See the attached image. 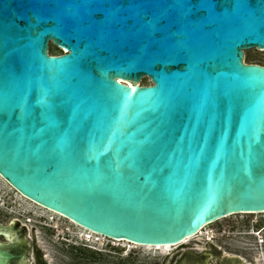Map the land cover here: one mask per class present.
<instances>
[{"label":"water","instance_id":"1","mask_svg":"<svg viewBox=\"0 0 264 264\" xmlns=\"http://www.w3.org/2000/svg\"><path fill=\"white\" fill-rule=\"evenodd\" d=\"M252 49L264 50V0H0V177L140 246L263 214L264 66L245 62ZM17 259L30 252L0 244V264Z\"/></svg>","mask_w":264,"mask_h":264},{"label":"rangeland","instance_id":"2","mask_svg":"<svg viewBox=\"0 0 264 264\" xmlns=\"http://www.w3.org/2000/svg\"><path fill=\"white\" fill-rule=\"evenodd\" d=\"M49 52L55 56L64 53L53 44L50 45ZM245 62L264 66V50L252 49L245 51ZM140 85L149 86L151 81L145 78ZM11 189L12 187L0 177V203L4 204L0 207V226L13 228L12 232L17 234L19 240H21L19 234L22 233H24L23 238L28 239L27 236L31 235L35 227L36 237H40L43 245L41 246L37 238V246L45 257L49 256L48 264H179V261L184 259L183 254L187 251L183 247L206 249L209 243L223 247L222 249L227 250L230 256L238 255L239 257L241 255L252 259L255 256L259 258L257 254L262 252L260 245L264 246V243H262L264 241V213L240 214L220 220L206 227L204 234L200 236L202 240L198 238L185 245L178 246L166 255L162 254L161 250L138 247L127 242H114L106 237L94 235L52 212L47 211L45 213L44 209H40L34 203L32 211L25 214L23 211L27 210L26 204L19 201L17 198L19 193ZM27 202L32 204L30 201ZM27 218L32 219V222H28ZM44 224L58 226L59 228L56 229L57 236L54 237L52 230L44 228ZM23 225H26L27 228L25 229ZM252 228H256V230L261 228L260 235L256 237L247 234V231ZM220 230H224L222 234H219ZM233 230L236 231L229 232ZM88 235H93V241H86ZM78 236L80 239H78ZM209 236L214 237L213 242L205 240ZM74 240H77L76 247L86 249L87 252L81 254L79 250H76L72 246ZM9 241L10 239L2 232L0 234V244L6 246L10 243ZM27 245L32 247V240H28ZM29 252L32 253V249ZM211 263L219 264L216 260H212Z\"/></svg>","mask_w":264,"mask_h":264},{"label":"flooded vegetation","instance_id":"3","mask_svg":"<svg viewBox=\"0 0 264 264\" xmlns=\"http://www.w3.org/2000/svg\"><path fill=\"white\" fill-rule=\"evenodd\" d=\"M18 223H20L18 221ZM26 229V225H23ZM35 228V227H34ZM31 232L30 236H27L28 239L23 238V234H19V237H21V240L18 239L17 234L11 233L14 240H10L8 245H11L13 247L14 253L17 255H28L29 251L32 249V253H30V261L28 264H48V260L45 258L44 253L40 250V248L37 246V237L36 232ZM56 230V229H55ZM224 230H220L219 234H222ZM236 230L229 231L233 233ZM261 228L257 229L252 228L251 230L247 231V234L253 236H259L261 233ZM227 233V231H225ZM242 233V231H240ZM4 236V235H2ZM6 236V235H5ZM224 236V235H223ZM23 239V240H22ZM79 239V237H78ZM28 240H32L33 245L32 247L27 245ZM264 243V241H262ZM77 245L76 242H72V246ZM183 248H186L187 251L183 254V258L181 261H179V264H183L187 262V264H206L209 262L210 264L212 260H216V262H219V264H264V246L261 244L260 248L262 249V252L257 254L259 258L256 256L252 259H248L246 257H243L241 255L237 256H230L227 250L222 249L223 247L214 245L213 243H209L206 249L201 248H191L190 246H185ZM20 259H17L13 262V264H19Z\"/></svg>","mask_w":264,"mask_h":264},{"label":"bare ground","instance_id":"4","mask_svg":"<svg viewBox=\"0 0 264 264\" xmlns=\"http://www.w3.org/2000/svg\"><path fill=\"white\" fill-rule=\"evenodd\" d=\"M120 82H125V81H120ZM127 84L130 85V86H132V87L135 86V84H132V83H129V82H127ZM9 189H10V188H9ZM12 189H13V188H12ZM12 189H11V190H12ZM17 198H18L19 201H23V202L26 204V209H27V210H26V211H23V213H25V214L31 212V211H32L31 209L33 208L34 205H35V206H39V205H37L36 203H34V202H32V201L26 199L24 196H22V195H20V194H17ZM27 201H30L32 204H30V203L27 202ZM33 203H34V205H33ZM2 206H4V204L0 203V207H2ZM39 207H40V209H44V210H45V213L48 211V212H52V213L58 215V216L61 217V218H65L64 216H62V215H60V214H58V213H55V212H53V211L47 210V209H45L44 207H41V206H39ZM27 211H28V212H27ZM42 217H43V216H42ZM65 219H67V218H65ZM27 220H28V222H32V219H30V218H27ZM30 220H31V221H30ZM67 220H68V219H67ZM68 221H70V220H68ZM70 222L73 223V224H75V225H77L76 223H74V222H72V221H70ZM54 226H56V225H54ZM77 226H79V225H77ZM56 227H58V226H56ZM79 227H81V226H79ZM58 228H59V227H58ZM81 228L84 229V230H86V231H88L89 233L94 234V235L104 237V236H102V235H100V234H97V233H94V232H92V231H89V230H87V229H85V228H83V227H81ZM205 229H206V228L202 229V231L199 232L197 235H195V236H193L192 238H190L189 240L185 241V244H187V243H189V242H191V241H193V240H195V239H198V238L201 239L200 236H202V235L204 234V230H205ZM251 235H253V234H251ZM36 236H37V233H36ZM7 237H8L9 239H11V240L14 239V238L12 237L11 234H8ZM78 237H79V236H78ZM87 237H88V239L84 238V239H86L87 242H91V241H93V235H88ZM37 238H38V237H37ZM79 238H80V237H79ZM104 238H105V237H104ZM200 239H199V240H200ZM38 240H39V242H40V244H41L40 237L38 238ZM201 240H202V239H201ZM205 240L208 241V242H213L214 237L209 236V237H207ZM120 242H127V241H120ZM127 243L132 244V245H136V244H134V243H130V242H127ZM41 246H43V245L41 244ZM136 246H138V247H145V248H151V249H156V250H161V251H162V254H166V255H167V254H170V252H172L175 248L178 247V246H177V247H171V246H140V245H136ZM45 258H46L47 260H49V256H48V255H47Z\"/></svg>","mask_w":264,"mask_h":264},{"label":"built area","instance_id":"5","mask_svg":"<svg viewBox=\"0 0 264 264\" xmlns=\"http://www.w3.org/2000/svg\"><path fill=\"white\" fill-rule=\"evenodd\" d=\"M46 220V219H45ZM41 223V222H40ZM45 226H44V228H48V229H52V230H54V229H58L56 226H51V225H47V224H44ZM80 239V238H79ZM112 241H114V240H112ZM114 242H117V241H114Z\"/></svg>","mask_w":264,"mask_h":264},{"label":"trees","instance_id":"6","mask_svg":"<svg viewBox=\"0 0 264 264\" xmlns=\"http://www.w3.org/2000/svg\"><path fill=\"white\" fill-rule=\"evenodd\" d=\"M73 247L76 248V250H79V252H80L81 254L87 252L86 249H81L80 247H76V246H73ZM74 248H73V250H74Z\"/></svg>","mask_w":264,"mask_h":264},{"label":"clouds","instance_id":"7","mask_svg":"<svg viewBox=\"0 0 264 264\" xmlns=\"http://www.w3.org/2000/svg\"><path fill=\"white\" fill-rule=\"evenodd\" d=\"M50 230H52V229H50ZM52 231L54 232V237L57 236V234H56V230L54 229V230H52ZM58 237H59V236H58ZM62 241L65 242V240H63V239H62ZM76 241H77V240H74L73 242H76ZM66 242H68V241L66 240Z\"/></svg>","mask_w":264,"mask_h":264}]
</instances>
